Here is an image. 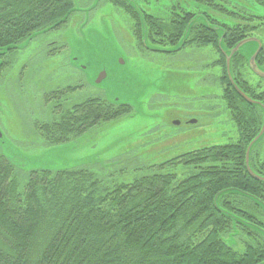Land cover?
<instances>
[{
  "label": "trees",
  "instance_id": "1",
  "mask_svg": "<svg viewBox=\"0 0 264 264\" xmlns=\"http://www.w3.org/2000/svg\"><path fill=\"white\" fill-rule=\"evenodd\" d=\"M108 1L131 9L142 42L146 37L149 45L151 20L138 1ZM74 6V0H0V49H16L26 39L62 26ZM203 15L188 22L185 43L197 26L198 33L217 34ZM218 31V48L221 36L226 49L249 37L229 38L228 45L226 30ZM242 50L231 60L239 86L234 71L247 63ZM263 52L264 47L256 61L264 70ZM226 68L225 58L224 78L232 91L226 89L223 99L237 125L253 132L246 142L243 134L244 143L191 150L149 166L151 172L130 181L88 166L24 171L0 152V264H264V180L250 175L246 161L247 149L263 127L264 110L236 92ZM247 89L244 83L247 95L264 102ZM70 90L67 86L44 96L52 98L56 116L36 123L48 146L68 143L132 110L128 103L103 97L74 102L66 93ZM263 140L264 135L250 152L257 174L264 166L254 163L253 152ZM123 159L109 166L122 165ZM19 170L26 173L23 179Z\"/></svg>",
  "mask_w": 264,
  "mask_h": 264
},
{
  "label": "rangeland",
  "instance_id": "2",
  "mask_svg": "<svg viewBox=\"0 0 264 264\" xmlns=\"http://www.w3.org/2000/svg\"><path fill=\"white\" fill-rule=\"evenodd\" d=\"M74 1L62 26L16 49H0V152L16 166L24 171L88 166L130 181L151 172L149 166L191 150L246 142L253 132L237 125L223 99L232 87L224 78L227 57L217 47V34L198 33L197 26L187 43L173 50L196 14L207 15L211 26L225 27L228 45L229 38L244 35L264 42V0H137L151 20L149 45L160 51L142 42L140 22L128 7L108 0ZM255 42L245 44L246 56L257 50ZM259 59L264 62V52ZM241 65L234 71L239 88L244 91L245 83L251 96L264 100V78L248 61ZM102 71L107 76L97 83ZM67 86L71 101L103 97L128 103L132 110L68 143L48 146L36 123L56 116L52 98L44 96ZM253 155L254 163L264 166V140ZM121 157L122 165L109 166ZM18 172L23 179L25 172ZM240 240L243 244L244 237Z\"/></svg>",
  "mask_w": 264,
  "mask_h": 264
},
{
  "label": "water",
  "instance_id": "3",
  "mask_svg": "<svg viewBox=\"0 0 264 264\" xmlns=\"http://www.w3.org/2000/svg\"><path fill=\"white\" fill-rule=\"evenodd\" d=\"M129 2L133 3L136 5V2L134 0H129ZM200 18V17H199ZM194 20H197V19H193L192 22H194ZM212 29H214L212 26H211ZM187 33H188V29H187V32L184 36V38L182 39V42L178 45L177 48H175L173 51H176L178 50L179 48L182 47V45L185 43V39H186V36H187ZM225 33H223V36H224ZM220 49L222 51V53L227 57V68H226V71H227V75L229 76L230 78V81L233 83L234 85V88L236 89V91L240 94V96L242 98H244L247 102L249 103H252V104H259L263 110H264V103H262L261 101H258V100H255L253 98H251L249 95H247L243 90H241L238 85L235 84L234 82V79L232 78V73H231V60H232V57L234 56L235 53L239 52L241 50V48L249 41H256V45H257V50L255 51V53H250L249 54V57L247 56V61H248V64L249 66H251L252 68V71L257 75L259 76L260 78H264V70L261 69L258 64H257V61H256V58L258 56V54L261 52L262 48H263V43L261 40L255 38V37H252V38H247L245 40H242L241 42H239L234 48H232L231 50H228L226 48L223 47V37L221 36L220 37ZM145 44L146 46L151 49V50H158L160 51L159 49L157 48H153L151 47L150 45L147 44V40H146V37H145ZM253 54V55H252ZM251 57V59H249ZM121 62L123 63L124 60L121 59ZM107 76V71H102V73L100 74L98 80H97V83L101 82L105 77ZM2 132L0 131V138L2 137ZM264 135V124H263V127L260 131V133L255 137V139L250 143L248 149H247V153H246V161H247V164H248V171L250 173V175L257 179V180H264V176H261L257 173H255L251 166H250V152H251V148L252 146L257 142L259 141V139L261 137H263Z\"/></svg>",
  "mask_w": 264,
  "mask_h": 264
},
{
  "label": "flooded vegetation",
  "instance_id": "4",
  "mask_svg": "<svg viewBox=\"0 0 264 264\" xmlns=\"http://www.w3.org/2000/svg\"><path fill=\"white\" fill-rule=\"evenodd\" d=\"M214 29H218V30H222V32H223V30H226V33L224 34V35H227L228 34V31H227V29L225 28V27H223V26H221V25H213L212 26ZM230 29V28H229ZM216 31V33L218 34L219 33V31ZM232 30V29H231ZM231 30H230V32H231ZM243 40V39H242ZM243 49V50H242ZM241 50L243 51V53H244V47L243 48H241ZM246 55V54H245Z\"/></svg>",
  "mask_w": 264,
  "mask_h": 264
},
{
  "label": "bare ground",
  "instance_id": "5",
  "mask_svg": "<svg viewBox=\"0 0 264 264\" xmlns=\"http://www.w3.org/2000/svg\"><path fill=\"white\" fill-rule=\"evenodd\" d=\"M121 104H123V103H121ZM121 104H120V105H121ZM117 105H118V104H117Z\"/></svg>",
  "mask_w": 264,
  "mask_h": 264
}]
</instances>
